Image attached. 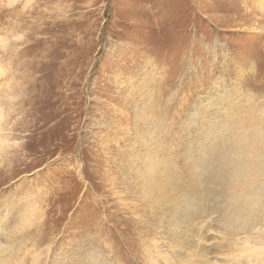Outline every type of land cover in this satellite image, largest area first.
Instances as JSON below:
<instances>
[{
	"label": "rangeland",
	"instance_id": "rangeland-1",
	"mask_svg": "<svg viewBox=\"0 0 264 264\" xmlns=\"http://www.w3.org/2000/svg\"><path fill=\"white\" fill-rule=\"evenodd\" d=\"M246 94L264 136V0H0V264H264V218L210 213V120ZM170 187L206 197L192 226Z\"/></svg>",
	"mask_w": 264,
	"mask_h": 264
},
{
	"label": "bare ground",
	"instance_id": "bare-ground-1",
	"mask_svg": "<svg viewBox=\"0 0 264 264\" xmlns=\"http://www.w3.org/2000/svg\"><path fill=\"white\" fill-rule=\"evenodd\" d=\"M229 100L230 98L226 97H224L222 101L220 100L223 108L221 107L220 115L216 114L217 116H215L213 114L215 117L210 120V128L208 131L211 135L218 131V133L220 134V139L226 143L223 147H210L214 151H220L222 155H224L217 161H211V163L209 164L212 169H215V172L209 171L214 176L212 178V181H209V184L216 185L220 190V193L216 197H212L215 198L216 203L210 210V213H219V215H221V221L219 223L220 228L225 232H229L237 236L236 233L239 234L245 233L247 230L249 231V228H253L257 224V221L259 219L261 220L264 218V208L261 207L264 204L259 206V201L261 200L258 199L259 201H255V199H257V194H260L261 192H259V189L255 182V178L264 174V155H262V153H264V136L260 134L262 132L261 130L259 132L258 129H255L253 127L254 122L252 121L255 117V112L251 98H248V95L246 94L244 101L247 102V105H245L244 107L241 106L238 97H236L233 102H228ZM230 112H232L231 114L234 113L233 116L235 115V119L230 118L229 122L224 125L226 123L224 121L229 118L228 114ZM247 129L251 131H248ZM140 154L141 152L137 153L136 150L133 158H139ZM150 167L151 166H146V169L150 170ZM164 171L165 170L162 169L155 170L153 174L158 178L154 180L150 177L148 180H139L140 185L143 184V186L146 187L149 191L154 190L155 187L159 184L158 181L162 180ZM252 174L254 175L249 178ZM143 175L145 176L146 172H144ZM150 180L153 181V184L148 183ZM244 180L247 181V184L245 185H243ZM168 181L171 182L169 178ZM169 184L170 183H167L166 186ZM243 186L247 187L243 188ZM198 187L196 188V186H194L193 188L198 189ZM205 189L207 190V188ZM168 191L169 204L166 207L167 216L169 215V217L171 218L174 229L178 230L181 227L192 226V222L194 221L196 216H203L204 199L206 197H203L202 194H173L172 187H170ZM174 193H176V191ZM179 234L180 233H173V235L170 236H173V238H178ZM196 234L197 236H200L201 233H199L198 231ZM193 242L192 240L189 241L186 247L189 248V246L191 245L192 248H197L195 246L196 242ZM244 244H248L247 241H245ZM241 247L242 246H240V248ZM253 247L254 246H250V249L245 247L244 251H248L250 253L248 257H259V250ZM198 249H200V247H198ZM182 254L184 258H187L188 254L185 251L182 252Z\"/></svg>",
	"mask_w": 264,
	"mask_h": 264
},
{
	"label": "water",
	"instance_id": "water-1",
	"mask_svg": "<svg viewBox=\"0 0 264 264\" xmlns=\"http://www.w3.org/2000/svg\"><path fill=\"white\" fill-rule=\"evenodd\" d=\"M248 161V160H247Z\"/></svg>",
	"mask_w": 264,
	"mask_h": 264
}]
</instances>
